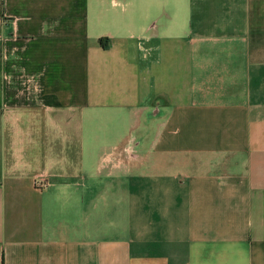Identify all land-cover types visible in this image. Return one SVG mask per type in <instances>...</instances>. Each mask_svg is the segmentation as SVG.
I'll use <instances>...</instances> for the list:
<instances>
[{
    "label": "crops",
    "instance_id": "0c3cea01",
    "mask_svg": "<svg viewBox=\"0 0 264 264\" xmlns=\"http://www.w3.org/2000/svg\"><path fill=\"white\" fill-rule=\"evenodd\" d=\"M0 264H264V0H0Z\"/></svg>",
    "mask_w": 264,
    "mask_h": 264
},
{
    "label": "built area",
    "instance_id": "2783aa9c",
    "mask_svg": "<svg viewBox=\"0 0 264 264\" xmlns=\"http://www.w3.org/2000/svg\"><path fill=\"white\" fill-rule=\"evenodd\" d=\"M45 181L46 180H44V179H38V180H36L35 185L38 187L44 186L46 183Z\"/></svg>",
    "mask_w": 264,
    "mask_h": 264
},
{
    "label": "trees",
    "instance_id": "16d2710c",
    "mask_svg": "<svg viewBox=\"0 0 264 264\" xmlns=\"http://www.w3.org/2000/svg\"><path fill=\"white\" fill-rule=\"evenodd\" d=\"M103 45H105V44H103Z\"/></svg>",
    "mask_w": 264,
    "mask_h": 264
}]
</instances>
